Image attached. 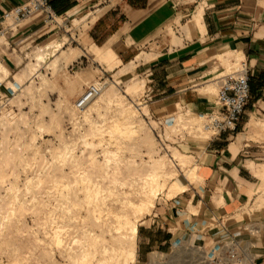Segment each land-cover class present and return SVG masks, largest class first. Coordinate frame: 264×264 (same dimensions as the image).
I'll return each mask as SVG.
<instances>
[{
  "label": "rangeland",
  "instance_id": "rangeland-1",
  "mask_svg": "<svg viewBox=\"0 0 264 264\" xmlns=\"http://www.w3.org/2000/svg\"><path fill=\"white\" fill-rule=\"evenodd\" d=\"M200 2L178 0L182 26L193 18ZM98 3L92 9H101L100 14L109 2H92ZM87 25V20H65L54 40L64 43L53 56L38 60L44 43L35 44L26 51L22 66L4 78L10 88L20 74L22 81L0 102V264H206L202 250L209 246L195 243L193 237L177 239L168 250H153L143 257L136 252L149 216L197 183L187 147L201 146L210 137L201 127L203 118L179 112L159 126L142 102L143 77L135 72L105 73L90 55L76 60ZM225 59L222 74L237 70L243 60L231 52ZM192 118L200 123L190 126L185 119ZM147 132L153 141L143 140ZM150 166L160 169L150 176ZM261 174L259 196L245 209V216L237 218L248 220L247 212L259 211L253 218L264 230ZM175 180L185 189L176 188ZM187 213L197 209L190 205ZM194 224L190 223L191 230ZM132 225H137L136 240L125 246L122 237L132 234ZM131 241L135 245L130 248Z\"/></svg>",
  "mask_w": 264,
  "mask_h": 264
},
{
  "label": "crops",
  "instance_id": "crops-1",
  "mask_svg": "<svg viewBox=\"0 0 264 264\" xmlns=\"http://www.w3.org/2000/svg\"><path fill=\"white\" fill-rule=\"evenodd\" d=\"M25 1L0 0V28L3 12ZM48 1L61 19L87 20L76 60L90 55L105 73L143 77L149 112L164 122L179 112L200 116L213 109L226 52L241 54L249 69L250 99L237 129L209 137L201 146L188 145L197 183L149 216L136 252L143 257L165 251L187 237L210 246L236 234L249 243L256 264H264V230L253 218L259 211L247 212L248 220L237 218L245 216L262 186L264 127H258L264 126V0H201V28L192 33L181 24L178 0H108L100 14L101 9H92L101 4H92L97 0ZM58 28L39 14L23 20L0 43V64L9 74L15 72L28 49L58 38ZM10 89L7 79L0 81V94ZM190 205L197 213H187Z\"/></svg>",
  "mask_w": 264,
  "mask_h": 264
},
{
  "label": "built area",
  "instance_id": "built-area-1",
  "mask_svg": "<svg viewBox=\"0 0 264 264\" xmlns=\"http://www.w3.org/2000/svg\"><path fill=\"white\" fill-rule=\"evenodd\" d=\"M35 14H39L44 23L55 22L59 26L66 20H61L48 0H26L3 12L2 21L5 26L0 28V43L4 41L9 30H15L23 20ZM218 80L215 107L200 115L203 118L201 127L205 132L210 133V137L235 131L250 99L249 69L245 62L241 61L237 70L221 74ZM6 97L7 94H0V102ZM148 99V94L145 93L142 102L147 103ZM153 118L159 126L164 123L160 117ZM202 252L206 264H256L255 256L249 251V243L236 234H232L222 242L214 241Z\"/></svg>",
  "mask_w": 264,
  "mask_h": 264
},
{
  "label": "bare ground",
  "instance_id": "bare-ground-1",
  "mask_svg": "<svg viewBox=\"0 0 264 264\" xmlns=\"http://www.w3.org/2000/svg\"><path fill=\"white\" fill-rule=\"evenodd\" d=\"M201 8H199L196 12H195V14L193 15V18L188 22V24H187V28H188V32L189 33H192V32H195V31H197V30H200V15H201ZM63 43L64 42H57V41H50V42H47V43H45L42 47H40V49H41V51H43L44 53L43 54H38V56H37V59L39 60V59H42V61L45 59V58H48V57H50V56H53L56 52H57V50H59V48H61L62 47V45H63ZM38 52H39V50H38ZM36 56V55H35ZM36 58V57H35ZM235 59V58H234ZM239 59V58H238ZM49 60V59H48ZM238 62V61H237ZM235 63V62H234ZM236 64V63H235ZM238 64V63H237ZM19 73V72H18ZM20 74V73H19ZM23 74V73H22ZM9 75V72L6 70V68H4V66H2V64H0V81L1 80H3L4 78H6L7 76ZM17 75V74H16ZM21 75V74H20ZM20 75H18L17 77H18V81L17 80H10L11 81V84H12V87L11 88H17L18 86H19V81H22V77L20 76ZM17 79V78H16ZM24 79H26V77L24 78ZM134 79V78H133ZM22 83V82H21ZM20 83V84H21ZM136 84H138L137 82H135ZM130 84V83H129ZM22 86V85H21ZM134 86V85H133ZM110 87V86H109ZM19 88V87H18ZM131 88H133V87H131ZM107 89V88H106ZM137 89V88H136ZM136 89H134V90H136ZM108 90V89H107ZM106 90V91H107ZM114 90V89H113ZM129 91H130V89H129ZM118 93V92H117ZM116 93V94H117ZM107 94H108V92H107ZM115 94V95H116ZM120 94V93H119ZM117 96V95H116ZM107 97H108V95H107ZM113 97H115V96H113ZM121 97V96H120ZM120 97H118L119 99H120ZM124 98H125V96H123ZM112 98V97H111ZM109 99V98H108ZM107 99V100H108ZM110 100H108V102H109ZM112 101V100H111ZM118 101V100H117ZM117 101H115V102H117ZM123 102V101H122ZM121 102V100H120V102H118V103H122ZM112 103V102H111ZM110 103V104H111ZM114 104V103H113ZM123 104H124V102H123ZM139 108V107H138ZM140 109V108H139ZM120 110H122V109H120ZM7 112H8V110H7ZM130 112H133V111H130ZM121 113H124V110H123V112H121ZM126 113V112H125ZM136 114V113H135ZM135 114L133 113V116L135 117ZM6 115V114H5ZM124 115V114H123ZM129 115V114H128ZM7 116H8V114H7ZM7 116H5V117H7ZM198 117H200L199 115H197ZM9 117V116H8ZM125 117H127V116H125ZM182 117V116H181ZM11 118V117H10ZM123 118H124V116H123ZM11 120V119H10ZM124 120V119H123ZM140 120V119H139ZM186 120H188V122L187 123H190L191 125L190 126H195L196 125V123L197 122H199L200 123V120L199 121H197V122H194V119L192 118L191 120H189V119H185V121ZM129 121V120H128ZM131 121V120H130ZM129 121V122H130ZM127 122V121H126ZM141 122V121H140ZM258 122V121H257ZM182 123H183V121H182ZM127 124V123H126ZM132 124V123H131ZM133 124H134V122H133ZM262 125H264L263 123H261ZM261 124H259V125H261ZM124 125V124H123ZM128 125V124H127ZM135 125V124H134ZM258 125V124H257ZM257 125H255V126H257ZM130 126V125H129ZM132 126V125H131ZM144 126V125H143ZM142 125H141V127H143ZM170 126V125H169ZM128 127V126H127ZM140 127V126H139ZM263 128L264 126H260V127H258V130H260L259 128ZM171 128V127H170ZM173 128V127H172ZM254 128V127H253ZM143 129V128H142ZM146 129V128H145ZM148 129V128H147ZM150 129V128H149ZM169 130V129H168ZM262 130V129H261ZM264 130V129H263ZM120 131V130H119ZM132 132L134 131V130H131ZM144 131V130H143ZM149 131H151V130H149ZM174 132L173 130H170V132ZM175 131H177L176 130V128H175ZM203 131V130H202ZM262 132V131H261ZM117 133H119V132H117ZM150 133V132H149ZM149 133L147 132V133H145V135H144V137H143V140L145 141V142H150L152 139L150 138V136L151 135H149ZM263 134H264V132H263ZM153 135V134H152ZM140 137V136H139ZM154 138V137H153ZM140 139V138H139ZM151 139V140H150ZM150 140V141H149ZM154 140V139H153ZM152 140V141H153ZM143 141V142H144ZM144 142V143H145ZM155 142V141H154ZM148 144V143H147ZM151 144H153V143H150V145ZM143 145H146V143L145 144H143ZM154 145V144H153ZM147 146V145H146ZM148 146H149V144H148ZM180 154V153H179ZM177 157V156H176ZM95 158V157H94ZM153 158V157H152ZM151 158V159H152ZM175 158V157H174ZM170 159V158H169ZM172 159V158H171ZM93 160H95V159H93ZM92 160V161H93ZM108 162H110V161H108ZM107 162V163H108ZM143 162V161H142ZM156 163V161L154 162V164ZM159 163V162H158ZM157 163V164H158ZM161 163V162H160ZM147 164H148V162H147ZM154 164H150L151 166H153ZM149 166V165H148ZM151 166H150V168H151ZM159 166V165H158ZM158 166H156V167H153V169L151 170L150 169V176L151 175H153V173H157L158 172V170L160 169H158L157 167ZM175 166V165H174ZM131 167V166H130ZM129 167V168H130ZM159 167H161V166H159ZM135 168V167H134ZM133 168V169H134ZM131 169V168H130ZM117 170H115V172H116ZM128 171H130V170H128ZM148 171H149V169H148ZM148 171H147V174H148ZM132 172V171H131ZM264 172V167L260 170V173H263ZM118 174V173H117ZM160 175V174H159ZM260 175V174H259ZM262 175V174H261ZM144 176H145V174H144ZM145 177H147V176H145ZM143 178V177H142ZM151 178V177H150ZM156 178V177H155ZM153 179V178H152ZM143 180V179H142ZM145 180V179H144ZM176 182H174V183H176L177 185H178V187H176V188H179V186H183L178 180H175ZM176 186V185H175ZM174 186V187H175ZM173 187V188H174ZM179 188V189H185V188ZM185 187V186H184ZM178 189V190H179ZM177 190V189H176ZM180 190V191H181ZM175 192V191H174ZM178 192V191H177ZM176 192V193H177ZM175 195V194H174ZM148 197V196H147ZM149 198V197H148ZM148 198H146V201H147V199ZM141 200V199H140ZM148 200H150V199H148ZM146 201H145V199H144V202H145V205H147L146 204ZM151 201L152 200H150V204H151ZM143 202V201H142ZM142 204V203H141ZM150 204H148V206L150 205ZM121 208H122V206H120ZM120 208V209H121ZM119 209V210H120ZM123 210H125V209H123ZM143 210V209H142ZM143 212V211H142ZM119 216V215H118ZM127 216V215H126ZM125 217V216H124ZM119 218H121V216L119 217ZM127 219V218H126ZM137 222V221H136ZM117 223V222H116ZM121 224V223H120ZM125 225H129L128 223L126 224V222H125ZM115 226V225H114ZM128 229V228H127ZM115 230V229H114ZM131 231H132V234H130V235H128V236H126V237H122V244L123 245H125V246H127V244H126V241H130V240H133V242L136 240V236H137V225L135 226V225H132V227H131ZM120 232V231H119ZM128 232V231H127ZM119 235V234H118ZM126 235V234H125ZM114 236V235H113ZM123 236V235H122ZM116 237V236H115ZM117 239V238H116ZM121 241V240H120ZM117 242V241H116ZM132 241L131 242H127L129 245H128V247L130 246V248L131 247H133L132 246V243H133ZM118 243V242H117ZM121 243V242H120ZM120 243H118L119 244V247L121 246L120 245ZM114 245V244H113ZM122 245V246H123ZM118 248V247H117ZM115 250V249H114ZM121 250V249H120ZM130 251H131V249H130ZM122 252V251H121ZM125 252V251H124ZM134 252V251H133ZM132 251H131V253H133ZM128 253H130L129 251H128ZM131 253L130 254H128V256L129 255H131ZM114 254V253H113ZM117 254V253H116ZM122 254V253H121ZM127 256V255H126ZM112 257V256H111ZM116 257V256H115ZM120 257V256H119ZM121 258H122V256H121ZM115 259V258H114ZM126 261L128 260L127 258L125 259ZM116 262H117V260H116ZM81 264V263H80ZM102 264V263H101Z\"/></svg>",
  "mask_w": 264,
  "mask_h": 264
}]
</instances>
